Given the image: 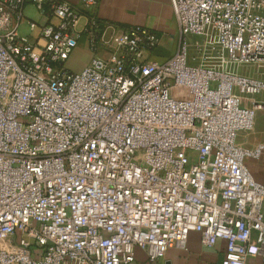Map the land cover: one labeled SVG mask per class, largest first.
I'll use <instances>...</instances> for the list:
<instances>
[{"label": "built area", "instance_id": "1", "mask_svg": "<svg viewBox=\"0 0 264 264\" xmlns=\"http://www.w3.org/2000/svg\"><path fill=\"white\" fill-rule=\"evenodd\" d=\"M170 1L179 46L159 63L160 37L101 22L99 0H0V264L156 262L192 232L226 244L216 264H264L246 165L264 146L238 144L264 111V76L238 73L264 68V0ZM83 38L93 58L71 72Z\"/></svg>", "mask_w": 264, "mask_h": 264}, {"label": "crops", "instance_id": "2", "mask_svg": "<svg viewBox=\"0 0 264 264\" xmlns=\"http://www.w3.org/2000/svg\"><path fill=\"white\" fill-rule=\"evenodd\" d=\"M63 1L78 9L82 8V0ZM32 5L33 3L29 2L26 8ZM96 14L103 23L120 28L139 26L155 32L161 39L158 48L173 43L171 54L163 56V62L168 61L178 51L180 27L170 0H99ZM49 21L57 23L54 18H50ZM92 58L93 55L89 51L87 41L83 38L67 63L71 66L77 59L81 60V66L77 70L81 72L90 64ZM257 100L264 101V94ZM244 105L250 106L251 103L245 102ZM238 144L248 149L264 146V111L257 113L253 131L239 134ZM246 165L254 180L264 185V155L260 160L248 158ZM225 253L226 244L224 242L218 243L215 248H206L202 243L200 232L190 233L187 250L170 249L163 259L156 262H151L142 249L136 248L135 250L138 264H216L223 261ZM255 262L260 263V260Z\"/></svg>", "mask_w": 264, "mask_h": 264}, {"label": "rangeland", "instance_id": "3", "mask_svg": "<svg viewBox=\"0 0 264 264\" xmlns=\"http://www.w3.org/2000/svg\"><path fill=\"white\" fill-rule=\"evenodd\" d=\"M25 14L28 18L34 20L36 23H38L40 25L45 23V19L39 17V14L37 13L34 5L28 6L25 10ZM20 35L21 36H29L30 35L33 38L37 37V33L31 32L29 26L26 23L21 26ZM187 42L190 45L189 52H188L189 65H197V64H194L192 62H193V58L197 57L195 45L197 44V42H201V39L196 38V37H188ZM172 48H173V43L168 44V46H163V48H157L152 53L151 57L153 60L161 63L164 60L163 56H169L171 54ZM65 66L71 72L76 73L78 68L81 66V60L77 59L75 64L71 65V66H69L68 63H66ZM238 73L242 74L244 76L259 78L260 76H264V68L259 67V66H244V67L239 68Z\"/></svg>", "mask_w": 264, "mask_h": 264}]
</instances>
